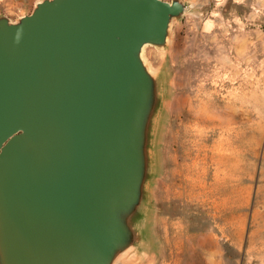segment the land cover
Listing matches in <instances>:
<instances>
[{"label":"water","instance_id":"obj_1","mask_svg":"<svg viewBox=\"0 0 264 264\" xmlns=\"http://www.w3.org/2000/svg\"><path fill=\"white\" fill-rule=\"evenodd\" d=\"M184 0H37L0 14V264L148 249L165 50Z\"/></svg>","mask_w":264,"mask_h":264},{"label":"rangeland","instance_id":"obj_2","mask_svg":"<svg viewBox=\"0 0 264 264\" xmlns=\"http://www.w3.org/2000/svg\"><path fill=\"white\" fill-rule=\"evenodd\" d=\"M184 1L167 48H144L166 80L149 245L119 264H264V0Z\"/></svg>","mask_w":264,"mask_h":264},{"label":"bare ground","instance_id":"obj_3","mask_svg":"<svg viewBox=\"0 0 264 264\" xmlns=\"http://www.w3.org/2000/svg\"><path fill=\"white\" fill-rule=\"evenodd\" d=\"M198 80V79H197ZM196 80V81H197ZM192 84V83H191ZM188 85V84H187ZM203 85V84H202ZM172 86V85H171ZM190 87V86H189ZM197 88H199L198 86H197ZM170 89V88H169ZM209 92V91H208ZM212 92V91H211ZM192 93V92H191ZM199 94V93H198ZM206 94V93H205ZM210 94V93H209ZM196 95V94H195ZM202 95V94H201ZM207 96V95H206ZM192 97V96H191ZM195 98V97H194ZM204 98V97H203ZM202 98V99H203ZM207 98V97H206ZM201 99V98H200ZM199 101V100H198ZM197 101V102H198ZM195 102V101H194ZM204 102V101H203ZM202 103V102H201ZM169 104V103H168ZM195 105V104H194ZM198 105V104H197ZM202 105V104H201ZM190 106V105H189ZM186 108H187V106H186ZM186 108H185V110H186ZM196 108H197V106H196ZM195 108V109H196ZM200 108V107H199ZM192 110H194V109H192ZM201 110V109H200ZM200 110H198V111H200ZM184 112V111H183ZM191 112V111H190ZM204 112L205 111H201L200 113H198V114H195V115H189L190 117H188V119L189 120H193V119H195V123L196 124H200V123H207V122H209L210 120L208 119V117L204 114ZM172 113V112H171ZM176 115H177V113H176ZM211 115V114H210ZM181 116V115H180ZM166 117H167V115H166ZM174 117V116H173ZM183 117V116H182ZM210 117V116H209ZM168 118V117H167ZM171 119V118H170ZM179 119V118H178ZM174 121V120H173ZM181 121V120H180ZM221 121V120H220ZM194 123V124H195ZM170 127V126H169ZM175 132V131H174ZM172 135H174L173 133H172ZM178 138V137H177ZM187 142L189 143L190 142V140L189 139H187Z\"/></svg>","mask_w":264,"mask_h":264},{"label":"crops","instance_id":"obj_4","mask_svg":"<svg viewBox=\"0 0 264 264\" xmlns=\"http://www.w3.org/2000/svg\"><path fill=\"white\" fill-rule=\"evenodd\" d=\"M34 1L35 0H7V2H4V7L6 11L13 12L27 4L33 3Z\"/></svg>","mask_w":264,"mask_h":264}]
</instances>
